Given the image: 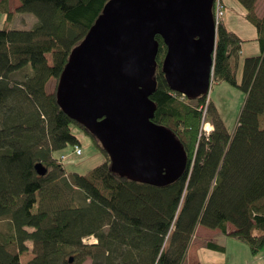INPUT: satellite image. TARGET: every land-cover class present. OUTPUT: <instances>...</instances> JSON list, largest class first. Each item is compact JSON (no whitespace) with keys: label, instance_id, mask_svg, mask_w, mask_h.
Wrapping results in <instances>:
<instances>
[{"label":"trees","instance_id":"16d2710c","mask_svg":"<svg viewBox=\"0 0 264 264\" xmlns=\"http://www.w3.org/2000/svg\"><path fill=\"white\" fill-rule=\"evenodd\" d=\"M17 1V10L31 11L37 21L29 30L0 26V264H19L25 252L33 254L25 264H183L198 227L244 243L253 256L264 253V14L258 12L259 0H236L260 48L258 55L245 58L239 83L237 57L244 40L223 19L216 27L212 82H229L245 93L230 134L208 93L190 99L169 88L161 71L166 46L155 37L153 121L174 133L187 159L184 173L164 187L111 172L99 142L56 100L68 55L109 0ZM9 6L0 0L7 22L13 17ZM208 114L213 129L204 137L200 124ZM73 126L105 158L85 175L67 174L59 154L80 147ZM37 163L46 169L44 175L36 172ZM89 237L96 242L83 241Z\"/></svg>","mask_w":264,"mask_h":264},{"label":"water","instance_id":"95a60500","mask_svg":"<svg viewBox=\"0 0 264 264\" xmlns=\"http://www.w3.org/2000/svg\"><path fill=\"white\" fill-rule=\"evenodd\" d=\"M213 1L109 0L68 55L55 88L58 106L94 136L121 178L164 187L184 173L185 149L153 121L155 36L166 46L161 71L169 88L190 99L206 95L217 32ZM36 172L46 169L37 163Z\"/></svg>","mask_w":264,"mask_h":264},{"label":"rangeland","instance_id":"374dc122","mask_svg":"<svg viewBox=\"0 0 264 264\" xmlns=\"http://www.w3.org/2000/svg\"><path fill=\"white\" fill-rule=\"evenodd\" d=\"M224 4V12H223V23L229 29L234 32H237L241 38H243V42L240 46V53L237 57L238 68L236 72V81L239 83L241 78V67L242 64L248 56L258 55L260 52V48L255 39V28L250 25L244 19V10L242 5H240L236 0H222ZM9 2V10L11 14H13L12 19L6 21V16L4 14H0V26L9 27L12 29H25L29 30L37 21L36 16L33 15L31 11H21L18 9V1L17 0H8ZM258 6L259 14H264V0H261ZM27 69V68H26ZM24 74L25 71H22ZM16 79H20L21 76L16 75ZM208 98L210 99V103L216 110L220 119L222 120L223 125L226 128V131L230 134L232 130L235 128L236 121L239 117V112L243 105V100L245 98V93L238 87L232 85L229 82H217L210 85L208 89ZM204 116L206 113V107L203 110ZM207 120L205 118L201 121L200 132H202V128L204 127V123H209L210 126L211 116L207 115ZM213 129V126H212ZM72 132L77 135V139L79 140L81 147V154L79 156L73 154V147H68L61 152H59L62 165L67 174L69 173H77L85 175L87 174L93 167L101 165L104 161V155L102 152H99L93 142H91L90 137H87L80 131L77 127H72ZM198 230L202 231H212L208 230L204 227H198ZM215 230V229H213ZM201 231V232H202ZM216 233H210V236L206 237L205 234L197 236L193 242H196V245H203L206 240L214 242L216 245L222 244V237L218 234V230H215ZM88 242V241H87ZM193 244V243H192ZM244 244V243H243ZM247 246V245H244ZM248 247V246H247ZM225 250V249H224ZM223 249H210L208 247L203 246L201 249H198V256L202 257L205 254L207 257L208 264H220L217 259L222 258L224 255L221 252ZM231 251V246L228 245L225 250V255H227ZM33 256L30 252H25L20 255L19 264H25L30 258ZM201 259V258H200ZM206 260V259H205ZM185 262H187L185 260ZM185 262L183 264H185ZM204 262V259H203ZM89 263V261H87ZM187 264V263H186Z\"/></svg>","mask_w":264,"mask_h":264},{"label":"crops","instance_id":"0c3cea01","mask_svg":"<svg viewBox=\"0 0 264 264\" xmlns=\"http://www.w3.org/2000/svg\"><path fill=\"white\" fill-rule=\"evenodd\" d=\"M260 1L261 0H259L258 3ZM224 26L227 27L226 25H224ZM229 30H231V29H229ZM235 33H237V32H235ZM255 34H256V32H255ZM237 68H238V63H237ZM237 68H236V70H237ZM202 230H196L194 239L197 236L202 235V233L205 234L206 237L210 236V233H208V232L216 233L215 230L208 231V232H206L205 230L204 231H202ZM218 233H219L218 235L220 237H222V244H223L222 246H221V244L219 246L223 248V251H221V252L222 253L224 252L223 253L224 256L222 258L217 259V261L220 264H264V253L263 252L258 254L257 256H253L252 254H250L248 247L244 246L245 244H243L237 240H234L230 236H227L225 234L223 235L220 232H218ZM193 240H192V242L190 244V248L187 252V255H186V257H187L186 261L187 262H185V264L186 263L187 264H208V261L206 258L207 256L205 254H203L202 257L198 256V249H201L203 246L207 247L206 244L208 242L212 243V241H210V239L206 240L203 243V245L199 246V245H196V242H193ZM228 245L231 246V251L227 255H225L226 254L225 250L227 249ZM203 259H204V262H203Z\"/></svg>","mask_w":264,"mask_h":264},{"label":"built area","instance_id":"2783aa9c","mask_svg":"<svg viewBox=\"0 0 264 264\" xmlns=\"http://www.w3.org/2000/svg\"><path fill=\"white\" fill-rule=\"evenodd\" d=\"M213 17H214V25L215 28L217 27V25L222 21L223 19V12H224V6L222 5L221 0H214L213 1ZM204 127L202 128V132H203V136L207 137L208 134L210 133V131L212 130V126H209V123H204L203 125ZM73 154L79 156L81 154V148L80 147H75L73 149ZM83 241L86 243L88 241V243H94L96 242V239H93L92 237L89 238H84Z\"/></svg>","mask_w":264,"mask_h":264},{"label":"bare ground","instance_id":"6f19581e","mask_svg":"<svg viewBox=\"0 0 264 264\" xmlns=\"http://www.w3.org/2000/svg\"><path fill=\"white\" fill-rule=\"evenodd\" d=\"M156 37V36H155ZM210 82H211V84H212V73H211V76H210ZM210 84V85H211ZM208 93V92H207ZM94 239V238H93Z\"/></svg>","mask_w":264,"mask_h":264}]
</instances>
